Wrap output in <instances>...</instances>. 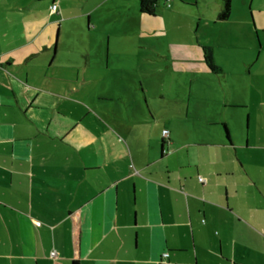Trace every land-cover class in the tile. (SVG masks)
<instances>
[{"label":"crops","instance_id":"1","mask_svg":"<svg viewBox=\"0 0 264 264\" xmlns=\"http://www.w3.org/2000/svg\"><path fill=\"white\" fill-rule=\"evenodd\" d=\"M87 1V34L106 43L71 42L76 14L61 0H0V264H158L163 252L171 264H264V59L217 62L228 25L180 42L167 65L220 89L198 123L158 131L144 107L121 104L137 93L110 54L113 15ZM235 12L246 45L249 26L264 48V0H232L219 21ZM204 44L221 73L203 64ZM221 106L244 111L227 120Z\"/></svg>","mask_w":264,"mask_h":264},{"label":"rangeland","instance_id":"2","mask_svg":"<svg viewBox=\"0 0 264 264\" xmlns=\"http://www.w3.org/2000/svg\"><path fill=\"white\" fill-rule=\"evenodd\" d=\"M239 4V1H236V9ZM88 6L87 0H61V7L67 9L68 14H76L64 24L65 27L73 30L70 41L75 44L82 42L85 44L91 39L106 43V37L103 40L99 34L97 37L96 34L95 36L87 34L86 17L81 14ZM100 9L106 10L105 13H100L102 19L107 13L113 15L112 24L103 25L105 29H111L109 34L111 50L115 49L111 51V56L123 63L122 89L137 93L135 98L128 96V99L121 101V104L124 108L138 107V105L144 107L145 121H155L158 131L163 123L177 124L178 121H183L187 128L194 121L198 123L195 115L200 117L212 113L216 97L214 91L220 89V80L215 79L217 76H203L202 73L184 74L174 70V65L173 67L167 65V59L176 58L177 54L179 56L180 42L188 38L198 39L201 43L215 40L214 38L220 36L218 30L223 25H228L235 29L232 38L229 39L232 42L229 47L222 43L218 44L214 51L217 62L225 63L232 68L235 63L240 65L242 59L258 58V61L264 59V48L260 47L259 38L252 33V28L248 26L251 35L247 40L248 45H246V34L244 33L243 38L239 35L236 27L237 20H240L239 12L233 13L234 15L227 22L219 21L216 19L214 0H179L176 4L171 0L170 6H167L164 0H156L157 15H152L149 17L150 21L147 20L141 25L139 0H107ZM202 10L205 12L204 17L200 15ZM248 20L252 22L251 18ZM169 45L170 57L166 51ZM203 46L208 45H202L200 52L203 51ZM190 64L192 62L185 61L184 65ZM179 108L180 112L186 111V114L182 113L184 119L177 114ZM222 108L224 107L221 106ZM223 111L226 114L225 119L230 120L232 116L243 114L244 110L227 107ZM125 114L126 110L123 115ZM139 133L142 131L139 130Z\"/></svg>","mask_w":264,"mask_h":264},{"label":"trees","instance_id":"3","mask_svg":"<svg viewBox=\"0 0 264 264\" xmlns=\"http://www.w3.org/2000/svg\"><path fill=\"white\" fill-rule=\"evenodd\" d=\"M231 3L232 0H222L221 8L219 12H217V19L218 20H226L230 16L231 12ZM156 8V0H139V11L148 13V14H155L154 9ZM203 59L205 61V65L214 72V73H221V70L217 65L215 66L213 62V57L211 53V48L209 46H203ZM72 264H77L76 262H72Z\"/></svg>","mask_w":264,"mask_h":264},{"label":"built area","instance_id":"4","mask_svg":"<svg viewBox=\"0 0 264 264\" xmlns=\"http://www.w3.org/2000/svg\"><path fill=\"white\" fill-rule=\"evenodd\" d=\"M164 1H165V3H166L167 6L170 5V1L171 0H164ZM56 5L57 4L55 2H53L51 5H49L51 12H56L57 11ZM161 131H162V135L163 136H167L168 131H166L165 129H162ZM198 180L200 182H204V179L202 177H200V176L198 177ZM51 255L53 256L54 255V252H52ZM167 257H168V252H163L161 254V258H160L158 264H171L170 262L168 263Z\"/></svg>","mask_w":264,"mask_h":264}]
</instances>
